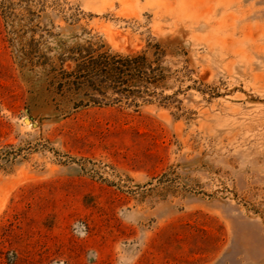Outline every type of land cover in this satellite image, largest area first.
Returning a JSON list of instances; mask_svg holds the SVG:
<instances>
[{
    "label": "rangeland",
    "instance_id": "obj_1",
    "mask_svg": "<svg viewBox=\"0 0 264 264\" xmlns=\"http://www.w3.org/2000/svg\"><path fill=\"white\" fill-rule=\"evenodd\" d=\"M40 36L158 44L168 106H57ZM0 264H264V0H0Z\"/></svg>",
    "mask_w": 264,
    "mask_h": 264
},
{
    "label": "trees",
    "instance_id": "obj_2",
    "mask_svg": "<svg viewBox=\"0 0 264 264\" xmlns=\"http://www.w3.org/2000/svg\"><path fill=\"white\" fill-rule=\"evenodd\" d=\"M42 38L31 41L35 61L29 62L46 70L49 88L53 89L52 101L59 99L55 103L57 106L64 102L71 104L73 109L90 104L103 107L122 100L127 107L134 108L139 102L168 106L165 101L153 99L155 91H149L151 87L154 90L164 87L166 79L162 68L163 52L158 44L154 45L153 60H149L146 50L137 54L101 51L103 45L96 46V42L88 41L87 45L58 54L57 63L54 55L41 50ZM24 56L28 55H23L18 62L21 68L26 66ZM65 63H72L70 70L64 68Z\"/></svg>",
    "mask_w": 264,
    "mask_h": 264
}]
</instances>
